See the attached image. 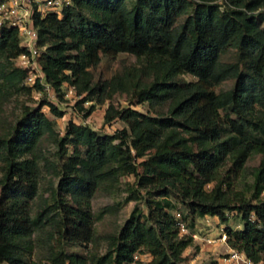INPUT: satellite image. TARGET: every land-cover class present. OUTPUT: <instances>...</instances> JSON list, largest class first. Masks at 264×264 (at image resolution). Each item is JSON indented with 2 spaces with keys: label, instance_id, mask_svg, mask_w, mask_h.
I'll return each mask as SVG.
<instances>
[{
  "label": "trees",
  "instance_id": "1",
  "mask_svg": "<svg viewBox=\"0 0 264 264\" xmlns=\"http://www.w3.org/2000/svg\"><path fill=\"white\" fill-rule=\"evenodd\" d=\"M128 1L72 0L61 17L35 18L39 45L45 47L41 65L46 81L60 95L67 83L82 96L78 104L94 99L103 103L117 91L150 106L175 102L168 116L160 117L109 105L104 121L118 118L126 125L111 134L70 121L66 138L55 139L64 153L55 172L59 181L54 209L59 218L52 223L67 241L90 242V198L100 183L131 173L135 163L142 172L129 188L127 201L139 200L143 189L162 194L145 199L147 213L137 205L133 208L104 254L82 257L51 247L45 264H132L140 251L152 255L150 264H179L192 236L179 235L169 211L174 208L170 191L197 217L226 223L228 212L238 213L242 228L225 227L226 243L254 262L264 261V140L256 133L259 123L253 111L264 105V0H130V6ZM230 50L237 59L222 60ZM21 51L17 31L5 30L0 35V61L7 62L2 77L11 87L22 85L25 77L13 65ZM118 53L134 55L139 66L123 77L93 84L91 69L101 56ZM184 74L195 80L183 79ZM230 79L233 87L215 90ZM48 106L52 114L62 116L55 103ZM93 110L91 104L85 115ZM52 127L40 107L28 109L12 135L0 138V264H42L29 256L35 247L32 235L44 215H32L29 202L38 187L34 150ZM67 144L72 146L70 155ZM254 155L260 160L251 171L248 197L247 190L234 185Z\"/></svg>",
  "mask_w": 264,
  "mask_h": 264
},
{
  "label": "rangeland",
  "instance_id": "2",
  "mask_svg": "<svg viewBox=\"0 0 264 264\" xmlns=\"http://www.w3.org/2000/svg\"><path fill=\"white\" fill-rule=\"evenodd\" d=\"M216 2L223 3L224 0H216ZM128 5H131L130 0ZM192 8L188 11L191 12ZM185 18L186 15L182 16L179 21L182 22ZM236 59L237 53L235 50L228 51L222 57V60L226 62H233ZM5 65H7V62L0 61V138L12 135L17 122L28 109L33 110L40 107L41 111L53 121L52 131H46L43 134L34 150L39 168L38 187L34 198L29 203L32 215L43 212L44 217L42 226L32 235L35 247L29 259L42 264L47 263L51 247L82 257L90 254H104L111 238L118 235L133 208L137 205L143 213H147L144 204L145 199L149 196L159 198L162 194L161 190L150 189L148 191L149 189H143L141 190L143 197L137 201H127L126 198L130 194L129 188L136 185L138 174L142 172V168L137 163H135L131 173L119 177L117 181L100 183L90 198V209L93 217L92 240L82 244L71 243L62 237L59 229L52 223V219L59 218L58 212L54 209L55 189L59 181V177L56 176L55 172L61 164L60 156L64 153V150L57 146L55 139L66 138L67 126L70 121L87 125L99 134H111L124 128L126 125L118 118L110 123L104 121V113L109 105H112L116 110L131 107L143 114L160 117L168 116L175 102L170 100L164 104L150 106L148 103H135L128 92L117 91L103 103H98L94 99L78 104L82 96L66 99L64 97V85L61 87V95L54 89L51 94L47 92L37 94L22 88L21 84L17 87L8 86L2 77L3 66ZM138 66L139 62L136 57L130 53H118L113 57L101 56L98 65L91 69L93 84L109 81L114 76L123 77L129 69ZM182 78L187 81L195 80L190 74H184ZM233 86L234 80L230 79L220 83L215 90L220 91ZM48 102L55 103L63 111L62 116L57 117L52 114ZM91 104H94V110L89 115H85V110ZM253 111L259 123L256 126V133L261 134V138L264 140V105H256ZM65 148L66 154L70 155L72 146L67 144ZM259 160L260 156L254 155L247 161L244 176L241 178L242 180L235 181V189L247 190L252 182V168L258 165ZM3 168L4 164L0 161V203L3 197L1 184ZM211 187L212 184L206 185L207 190ZM246 195L249 197L251 190L248 189ZM261 196H264V192ZM168 198L174 204V208L169 211L172 214L179 213L186 226L187 232L182 235L192 236V242L182 252V259L179 264H221L230 248L228 244L220 240L221 233L225 231V227L231 229L242 228L240 215L234 211L228 212L230 216L228 222L221 223L217 217L194 216L188 205L173 191L169 192ZM69 201L72 202L71 199ZM145 252H138V254H142L140 258L145 260L144 263L147 260V257L144 256ZM140 258L137 255L135 264H143Z\"/></svg>",
  "mask_w": 264,
  "mask_h": 264
},
{
  "label": "built area",
  "instance_id": "3",
  "mask_svg": "<svg viewBox=\"0 0 264 264\" xmlns=\"http://www.w3.org/2000/svg\"><path fill=\"white\" fill-rule=\"evenodd\" d=\"M72 4V0H0V35L7 29H15L19 38V46L22 51L13 58V65L19 70L25 72L22 85L32 88L31 91L37 94L47 92L51 94L52 86L46 81V77L41 65V54L45 49L39 45V28L35 24V18H43L48 14L62 16L65 7ZM40 88H36V84ZM65 86L64 97L70 99L79 97L76 88L67 83ZM175 224L180 235L187 232L186 226L182 221L180 214H174ZM227 235L223 231L220 240L226 243ZM227 244V243H226ZM142 254L136 252L133 257V263ZM147 257L146 263L140 258L143 264H150L152 255L144 253ZM221 264H264L263 261L254 262L243 252L229 248L228 254L223 258Z\"/></svg>",
  "mask_w": 264,
  "mask_h": 264
}]
</instances>
